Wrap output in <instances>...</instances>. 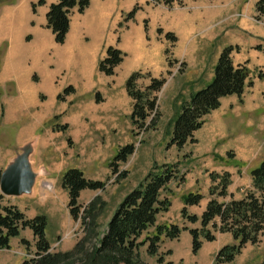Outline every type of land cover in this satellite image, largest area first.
I'll use <instances>...</instances> for the list:
<instances>
[{"label":"crops","instance_id":"obj_1","mask_svg":"<svg viewBox=\"0 0 264 264\" xmlns=\"http://www.w3.org/2000/svg\"><path fill=\"white\" fill-rule=\"evenodd\" d=\"M37 2L38 0H0V125L2 121L8 125H18L17 146L8 151V154H0V172L29 144L32 149L30 164L32 155L34 161L37 156L46 154L51 161L56 158L59 163L52 162L51 165L43 166V177L48 181H57L58 178L60 181L61 174L69 167L62 164L63 160H58L59 152L55 151L56 147L50 142L55 138L54 135L62 133L61 129H54L51 120L57 116V123L67 126L63 133L71 138V151L82 145L79 150L88 153L87 147L97 143L92 136L95 128L114 129L118 126L121 114L131 113L132 101L124 87L125 81L133 71L150 70L159 51L155 53L154 42L150 37L149 40L143 37L145 27L137 22L131 23L132 19L126 21L124 29L119 30L121 11H126L125 1L91 0L82 13L73 8L69 13V30L62 44L55 41L52 30L46 26V13L57 0H45L33 12L32 4ZM256 2L257 0L218 2L220 7L217 14L222 17L220 29L234 26L239 31L224 34L225 43L217 49L214 64L222 48L237 45L239 48L232 53V60L234 65L243 64L251 71L247 78L249 85L245 87L241 101L236 95L223 96L220 106L211 110L202 126L193 131L194 143L188 142L179 149L182 152L189 148L192 152L191 159L196 164L190 169V173L182 174L181 180L172 181L176 186L173 189L175 195L170 197L169 209L161 212L164 217L159 222L157 220V223L200 227L199 220L191 224L183 223L182 199L188 192L197 191L202 194L196 205L186 207L190 214L199 217L212 198L208 192L212 185L210 172L220 174L227 171L231 176L227 187L228 195L217 198L220 202L231 198L241 199L252 189L250 171L258 163V156L262 152L258 155V150L262 148L257 149L260 140L258 131L252 130L255 124L254 114L260 115V123L263 124L255 128L264 131V77L258 78L256 75L260 70L264 72V18L256 19ZM131 24L135 26L132 27ZM256 45H261L263 50L253 49ZM110 46L125 53L123 61L116 66L112 76L98 71V64ZM194 48L198 57L191 56L189 60L201 62L202 48L191 44L190 51ZM130 52L133 55L129 58ZM213 72L207 78L192 79L189 86H195L193 91L201 89L203 84L212 79ZM203 81L205 82L201 84ZM71 85L75 91L59 99L58 95L63 89ZM96 93L101 97L98 103L95 101ZM92 120H97V123H91ZM239 120L244 122L246 132L239 129ZM224 139L231 140L223 149L217 150L218 141ZM229 150H234L235 154L225 158ZM216 153L221 155L222 161L220 156L217 161L214 160ZM5 201L17 205L27 217L37 215L28 214L27 206ZM174 202L177 203V209L173 214L177 216L171 217ZM213 233L215 239L203 240L196 254L192 253V238L188 230H182L177 239L168 240L160 248L169 249L171 255L167 260L173 264H216L214 258L217 251L235 240L230 232ZM20 237L25 238L28 243L32 240L29 250L31 246L35 248L32 230L24 229L20 236L10 239V248L0 249V254L10 251L24 258L29 257L27 247L20 243ZM182 239L184 242L181 244Z\"/></svg>","mask_w":264,"mask_h":264},{"label":"rangeland","instance_id":"obj_2","mask_svg":"<svg viewBox=\"0 0 264 264\" xmlns=\"http://www.w3.org/2000/svg\"><path fill=\"white\" fill-rule=\"evenodd\" d=\"M123 1H125L126 11H121L122 20L118 25L119 30L126 27L125 17L129 10L134 9L135 14L131 18V23L137 22L143 25L145 27L143 37L147 40L150 37L154 42L155 53L159 51V55L156 53L157 58L151 65L150 70L140 71L142 77L137 82L140 88H144L150 81L149 75L159 79L165 78L161 91L157 93L159 116L154 118L151 115L148 120L152 121V127L145 132L139 131L137 134L135 132L136 128L131 124L129 112L127 115L121 114L118 117V126L114 129H94L92 136H94L97 143L87 147V150L89 149L88 153L79 150L82 145L71 151L70 146L72 143H68L70 137L63 133L64 129L60 128L62 133H58L57 136L54 135L55 138L51 139L50 142L56 147L54 148L55 151L59 152L60 157L58 160H63L62 164L64 166L77 167L84 172L86 178L91 177L105 182L103 189L82 191L79 199L81 212L76 219H73L67 209L68 196L61 187L59 178L57 181H48L43 177V166L45 164H47L45 166H48L59 163L56 158L51 161L50 156L48 157L47 154L46 156L42 155L43 158L37 156L35 161L33 155L31 156V165L36 173L35 184L31 192L20 196L5 197L11 203L17 202L23 207L27 206L28 214H46V238L52 245L51 252L64 254L61 264H111L96 256L94 250L99 238L106 231L108 220L124 196L134 189L154 166H161L164 163H177L179 176H183L182 174L185 172L190 173V169L196 164L191 159V150L187 148L181 152L176 147L168 144L172 135L175 116L182 101L187 99L194 90L195 86H189V82L196 77L207 78L209 73L213 72L217 49L225 43V40H223L224 34L239 31L234 26H227V29L224 30L220 29L222 17L217 14V9L220 7L219 0H184L182 5L174 3L170 7L164 4L155 5L148 0H121V3ZM131 26L135 25L131 24ZM167 33L176 37L175 42L167 38ZM191 44L198 46L199 49L202 48L203 59L201 62L189 60L191 56L198 57L195 48L190 51ZM257 46L253 49L261 51L262 49L256 48ZM245 49L249 50L248 48ZM132 55L133 53L130 52L129 58ZM250 72L248 69V77ZM256 75L258 78H263L264 72L260 70ZM206 85L203 84L202 88ZM253 119L255 124L252 130L258 131L260 138L257 149L262 147L258 150V155L262 152L258 156V163L254 164L253 168L248 167L252 169L257 167L264 159V131L255 128L261 125L260 115L254 114ZM51 121L53 127L60 124L57 123V116ZM91 123L96 124L97 120H92ZM94 124L92 125L94 126ZM238 124H240L239 129L241 132L247 131L244 130V122L239 120ZM17 131L18 125H8L5 121H2L0 125V154H8V151L17 146ZM230 140L218 141L216 149H223L224 145L229 143ZM126 144H134L133 154L128 156L124 162L110 165L118 152V147ZM98 147L101 148L92 150V148ZM234 154V150H229L225 154V158H230ZM218 156L221 157L218 153L214 154L215 161L219 159ZM220 160L222 161V157ZM174 184V182L170 183V187L168 185L161 192L162 197H165L166 194L169 195V198L175 195L173 189L175 190L176 186ZM3 200L1 201L2 204H8L7 201ZM176 204L174 202L171 206V217L177 216V214H173L177 209ZM162 217L164 215L158 214L156 223L157 220L158 222L161 221ZM183 223L189 222L184 219ZM153 232L154 227L147 231L149 234H153ZM144 235L146 233L140 239H143ZM258 236L257 243L248 242L244 244L233 261L221 264H259L264 258V228ZM160 239V246L165 242L167 243L168 240H172L164 238V236ZM183 242L182 239L181 244ZM30 243H32V240H30ZM33 248L31 246L30 250H27V254L30 255L31 253L30 256L34 255L35 249ZM146 248V243L140 245L136 250L137 254L146 263L157 264L156 256L147 254ZM159 249V253L163 254L166 260L167 257L170 258L171 252L168 248L162 247L161 249L159 247ZM24 259V256L10 251L0 254V264H20Z\"/></svg>","mask_w":264,"mask_h":264},{"label":"trees","instance_id":"obj_3","mask_svg":"<svg viewBox=\"0 0 264 264\" xmlns=\"http://www.w3.org/2000/svg\"><path fill=\"white\" fill-rule=\"evenodd\" d=\"M91 0H57L53 3L46 15V26L52 30L55 41L62 44L68 32L69 16L73 8L79 13L89 6ZM45 0H38L32 4V11L35 12L38 4ZM155 5L164 4L168 7L178 3L182 5L184 0H150ZM256 19L264 18V0H257L255 3ZM135 10L129 11L125 17L126 21L133 18ZM175 42L176 37L170 33L166 34ZM256 48L262 49L260 45ZM238 46H226L221 49L219 57L213 66V77L204 88L192 91L188 98L183 100L179 111L175 116L172 135L169 146L178 150L186 143H194V132L202 126L206 115L220 106V99L227 95L242 96L247 82L248 69L243 64L234 65L232 53ZM263 50V49H262ZM264 53V50H263ZM125 53L119 48L110 46L105 56L98 64V71L108 76L114 75L117 65L123 61ZM150 76L149 83L144 88L138 86V80L142 73L137 70L125 81L124 87L132 101V109L129 115L132 126L139 131H147L152 127V121L148 120L151 115L159 116L157 93L161 91L165 78ZM262 77V75H260ZM58 95L61 99L64 95L74 92L73 86H67ZM95 101L100 102L101 97L95 95ZM241 101V100H240ZM151 119V118H150ZM66 129V125L57 124L54 129ZM68 143H72L68 139ZM134 145L126 144L118 148L113 163L124 162L128 156L133 154ZM252 177V189L248 190L241 199L231 198L226 202H220L217 198H225L228 195L227 187L231 182L230 174L210 172L212 185L209 188L211 200L208 201L206 209L198 217L189 214L187 206L196 205L202 198L200 192H188L183 195V206L181 216L189 223L199 220L201 226L188 228L179 226L176 223H156V217L161 212H166L171 204L169 196L162 193L170 182L183 178L179 176L178 164L164 163L161 166H154L143 180L124 196L107 222L106 231L99 238L94 250L96 256L111 264H148L137 254L136 250L140 245L147 244L146 253L156 256L157 264H173L166 260L163 254L159 253L161 239H177L182 230H188L192 238V253H196L201 247L203 240L212 241L215 239L214 231L222 233L230 232L235 242L221 247L215 255L216 264L228 263L240 253L243 245L250 242L257 243L258 234L264 228V159L260 164L250 171ZM179 176V177H178ZM180 179V180H181ZM61 187L68 196L67 209L73 219L80 214V193L83 190L103 189L105 182L101 180L88 179L83 171L77 167L66 169L60 177ZM4 196L0 194V249L10 248L11 238L20 236L24 229H31L34 236V255L24 259L20 264H61L64 254L51 252V244L46 238L47 216L37 214L27 217L15 204H2ZM154 227L153 234L147 233ZM144 238L140 239L143 234ZM20 243L28 249V241L20 237ZM264 264V258L259 262Z\"/></svg>","mask_w":264,"mask_h":264},{"label":"water","instance_id":"obj_4","mask_svg":"<svg viewBox=\"0 0 264 264\" xmlns=\"http://www.w3.org/2000/svg\"><path fill=\"white\" fill-rule=\"evenodd\" d=\"M31 151L30 145L27 144L0 173V192L3 195L13 197L31 192L36 178L29 162Z\"/></svg>","mask_w":264,"mask_h":264}]
</instances>
